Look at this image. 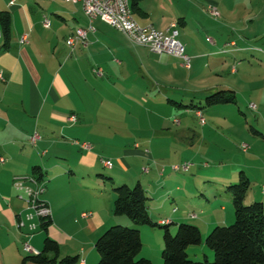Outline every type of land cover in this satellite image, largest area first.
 <instances>
[{
    "label": "crops",
    "instance_id": "0c3cea01",
    "mask_svg": "<svg viewBox=\"0 0 264 264\" xmlns=\"http://www.w3.org/2000/svg\"><path fill=\"white\" fill-rule=\"evenodd\" d=\"M238 3L139 1L140 9L134 15L140 23L153 24L160 30L171 29L173 23L178 26L179 39L191 57V67L187 68L177 56L133 43L101 17L94 20L96 31L89 33L90 44L72 49L66 42L68 36L88 23L83 4L77 0H0V11H9L12 20L7 47L3 46L0 25V157L5 158L0 162V264H21L28 255L23 248L26 231L17 226L26 202L19 197L13 181L16 176L36 177L35 167L47 181L42 197L53 210L51 224L30 239L35 248L43 249L48 234L59 242L60 257L79 255L77 264L83 259L85 264H98L97 239L110 226L124 224L141 231L143 248L139 256L151 259L152 264H163L162 230L116 215V193L102 181L106 177L103 171L109 170V183L113 185H131L138 179L146 190L154 222L168 218L170 225H178L192 219L191 213H178L177 207L173 208L176 214L168 215L157 201L163 196L182 200L199 192L195 181L177 173L188 172L197 164L178 170L173 165L211 155L219 135L212 120L224 111L216 106L226 104L209 106L213 114L205 124L200 122L198 111L203 112V101L206 103V97L218 90H234L237 95L235 76L247 80L250 64L245 59L258 50L248 30L259 16L249 10L235 16ZM209 5L220 10L219 18L210 14ZM45 16L51 20L49 27L43 23ZM23 34L28 35V41L21 42ZM262 57L264 62V54ZM227 67L231 77L221 73ZM97 68L102 73H97ZM223 76L227 79L221 80ZM177 110L182 112L180 118ZM73 114L76 122L68 119ZM249 131L257 138L262 134L253 126ZM35 132L40 138L33 144L30 137ZM75 139L94 140V144L91 149H82ZM253 143L257 144L256 140ZM248 151L250 158L258 154L254 147L253 152ZM103 157L111 159V168L104 166ZM142 162L147 164L142 168L145 174L138 171ZM244 166L223 177L219 185L211 181L210 190L202 191L201 217L192 212L197 214L193 219L198 220L195 222L203 238L213 226L234 218L233 196L227 187L240 178L242 171L252 182ZM263 170L260 167L259 171ZM254 181L262 182V191L250 194L249 190L245 201L264 203V173L261 180ZM84 212L91 215L83 217ZM176 230L171 229L173 233ZM201 245H190L189 256L194 260L203 255L213 258L214 252L206 248V243Z\"/></svg>",
    "mask_w": 264,
    "mask_h": 264
},
{
    "label": "trees",
    "instance_id": "16d2710c",
    "mask_svg": "<svg viewBox=\"0 0 264 264\" xmlns=\"http://www.w3.org/2000/svg\"><path fill=\"white\" fill-rule=\"evenodd\" d=\"M140 0H131L133 12L140 9ZM11 13L0 11V25L4 38V47L11 40ZM237 103L234 90H218L206 97V105ZM199 107V106H196ZM37 174V176H36ZM34 175L41 180L43 176L38 167ZM251 179L242 171L236 183L228 185L227 189L233 196L235 221L231 225H217L206 238L207 245L214 252L213 261H197L188 253L190 245L203 242L199 226L181 222L174 234L170 223L154 222L148 208V196L142 183L135 186L127 183L113 187L116 195L113 211L116 215H126L137 225L150 224L164 229V246L162 250L163 264H264V203L253 201L246 203ZM52 219L44 223V229L51 224ZM96 248L99 253L98 264H152L147 257H139L143 248L141 231L138 227L114 224L106 229L97 239ZM60 244L46 235L43 249L39 254H28L21 264L32 261L36 264H77L79 255L60 257ZM52 254V255H51Z\"/></svg>",
    "mask_w": 264,
    "mask_h": 264
},
{
    "label": "rangeland",
    "instance_id": "374dc122",
    "mask_svg": "<svg viewBox=\"0 0 264 264\" xmlns=\"http://www.w3.org/2000/svg\"><path fill=\"white\" fill-rule=\"evenodd\" d=\"M238 6L236 7V12L234 13L235 16L240 14L242 11H250L252 15L258 14V19H255L251 25L250 29L248 30L250 33L251 43L254 44L253 46H258V50L253 51V54L250 57H247L246 64L249 65V69L247 70L246 82L242 81L240 76H235L238 82L235 84L238 86V94H237V103H230L226 104L225 106H216L218 110H224L222 112L217 113L218 117L215 120H212L213 123H216L214 126L218 129V136L215 137L217 139V145H213L211 150V155L203 156L202 160H187L190 162V165L196 163L197 166L195 168L190 169L188 172H177L181 174L182 178L188 179L190 182L195 181L194 187L199 190L197 194L188 196L182 200H169L170 196L159 197L157 203L162 204V207L168 211V215L176 214L173 212V208L177 207L178 213L186 212L188 214L193 213L192 211L198 213V218L201 217V213L199 214V209L201 205V200H204L201 196V193L204 189L207 191L210 190V182L219 185L220 180L223 177L230 176L231 172L237 171L241 164L244 163L245 170L249 172L252 176V184L250 194H254L253 192L258 193L262 191V182H255V179H260L262 177V172L259 171L260 167L264 168V62L261 60L263 59L262 55L264 54V0H238ZM244 5H243V4ZM245 7V8H244ZM229 67H227L222 74H225L227 77H231L229 72ZM227 78L221 77V80H226ZM116 94H118L117 90L113 89ZM252 104H255L256 107H253ZM203 113L205 117L208 119L213 114V111H209V106L206 105L205 100L203 101ZM182 112L177 110L175 112L176 116L180 118ZM226 118V119H224ZM247 124V125H246ZM250 126L255 127L259 131H262V134L259 137H255L250 135L249 128ZM255 134V133H254ZM254 139H253V138ZM257 142V144L253 143V141ZM88 142L94 144V140H87ZM248 144V149L250 146V151L248 153L253 152L256 148L258 154L253 157H249L244 152L243 149H240V145L242 148V144ZM258 145V146H256ZM243 150V151H242ZM104 158V157H103ZM250 158V159H249ZM109 159V158H106ZM111 160V159H110ZM249 160V161H247ZM203 162H206L204 165ZM146 163V162H144ZM144 163H140L138 165V171L140 174H145L142 171V168L146 166ZM184 163V162H182ZM177 163V164H182ZM162 164V163H161ZM121 169V167H120ZM103 173L106 175L105 179L102 178V181H106L110 192L113 190V187L119 183L112 184L109 183L110 179L108 178L109 170L104 169ZM144 170V169H143ZM213 170H216L213 172ZM240 171V170H239ZM183 174V175H182ZM221 177V178H220ZM137 179V178H136ZM210 181H208V180ZM239 176L237 180L231 183H236L239 181ZM138 179L135 182H131L130 186H135L138 182ZM113 185V186H112ZM109 192V191H108ZM115 192V191H114ZM117 195V194H116ZM172 198V197H171ZM252 199L251 195L248 201ZM251 203V200H250ZM189 217H192L191 215ZM196 217H192L189 221H182L186 223H191L194 225L198 224L193 219ZM173 221L175 218H173ZM179 221V220H178ZM230 222L227 224H220V225H231L235 221V211H234V218L229 220ZM181 223V222H179ZM124 225V224H122ZM217 225L213 226L216 227ZM159 227V226H158ZM178 228V225L171 224L170 228L175 229ZM210 229V232L213 230ZM40 230V229H39ZM38 230V231H39ZM160 230L163 232V242H164V229L160 227ZM177 231V230H176ZM174 232V234L176 233ZM208 232V234L210 233ZM208 234L203 238V242L206 243V238ZM197 247L202 246L201 244L196 245ZM206 248L208 250H212L206 243ZM213 251V250H212ZM140 257V256H139ZM213 258H208V260L213 261ZM205 260V256L203 255L201 259H197V261Z\"/></svg>",
    "mask_w": 264,
    "mask_h": 264
},
{
    "label": "built area",
    "instance_id": "2783aa9c",
    "mask_svg": "<svg viewBox=\"0 0 264 264\" xmlns=\"http://www.w3.org/2000/svg\"><path fill=\"white\" fill-rule=\"evenodd\" d=\"M70 1V0H67ZM77 2H82L85 14L88 18V23L86 26L77 27L67 38V44L74 49L77 45H82L87 47L90 44L89 33H94L96 31V26L94 25V20L97 17H101L103 20L109 24L115 26L121 31L128 32V38L130 40H135L137 45L148 46L152 51L159 54L174 55L182 60L185 67H191V57L186 51L185 44L179 39V29L178 26L173 23L171 29L160 30L157 29L153 24H142L140 23L132 10L131 0H77ZM209 12L212 16L219 18L221 16L220 10L214 6L209 5ZM44 25L49 27L51 25V20L48 16H45ZM208 40L211 41L209 37ZM28 41V35L23 34L21 37V42ZM97 73H102L101 68L96 69ZM256 107L255 104H252ZM198 116L202 124L206 123V117L204 113L199 110ZM72 122L77 121V116L75 114L69 116L68 118ZM40 138L38 132H35L30 137L31 143L36 144L37 140ZM74 142L80 146L82 149H91L92 143L88 141H82L75 139ZM242 149L244 151L248 150V144H242ZM148 152L149 149L146 148ZM104 166L111 168L113 162L110 159L101 158ZM5 158L0 157V162H4ZM190 162L185 161L182 164H174V169L184 168L187 169ZM15 189L18 191L19 197L24 199L26 202V211L21 213L17 217V226L24 229L26 239L23 240V248L27 254H39L40 250L35 248L31 243L30 239L32 236L42 227L44 223L52 219L53 210L50 204L43 199L47 186V181L44 177L41 180H34L32 175L26 176H16L13 181ZM91 212H84L83 217H88ZM196 217V213L190 214ZM171 221L168 218L161 220V224H167ZM82 264H85V260H82Z\"/></svg>",
    "mask_w": 264,
    "mask_h": 264
},
{
    "label": "bare ground",
    "instance_id": "6f19581e",
    "mask_svg": "<svg viewBox=\"0 0 264 264\" xmlns=\"http://www.w3.org/2000/svg\"><path fill=\"white\" fill-rule=\"evenodd\" d=\"M71 1V0H70ZM127 36H128V32L127 31H123ZM133 43H135L136 44V41L135 40H131ZM176 170H178V169H176ZM33 178H34V180H39V179H37L36 177H34V176H32Z\"/></svg>",
    "mask_w": 264,
    "mask_h": 264
}]
</instances>
